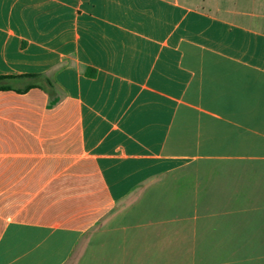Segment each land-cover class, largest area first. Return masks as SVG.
Listing matches in <instances>:
<instances>
[{"label":"crops","instance_id":"obj_1","mask_svg":"<svg viewBox=\"0 0 264 264\" xmlns=\"http://www.w3.org/2000/svg\"><path fill=\"white\" fill-rule=\"evenodd\" d=\"M0 77V264H264V0H0Z\"/></svg>","mask_w":264,"mask_h":264},{"label":"trees","instance_id":"obj_2","mask_svg":"<svg viewBox=\"0 0 264 264\" xmlns=\"http://www.w3.org/2000/svg\"><path fill=\"white\" fill-rule=\"evenodd\" d=\"M25 78H28L33 82L23 90H18V92H24L30 88H40L50 97L51 102L55 101V97L57 95L55 88L52 83L42 75H27ZM12 78L9 77H0V91H8L12 88L7 85V82Z\"/></svg>","mask_w":264,"mask_h":264}]
</instances>
